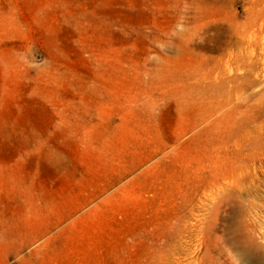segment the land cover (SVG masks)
Segmentation results:
<instances>
[{
    "label": "rangeland",
    "instance_id": "1",
    "mask_svg": "<svg viewBox=\"0 0 264 264\" xmlns=\"http://www.w3.org/2000/svg\"><path fill=\"white\" fill-rule=\"evenodd\" d=\"M0 264H264V0H0Z\"/></svg>",
    "mask_w": 264,
    "mask_h": 264
}]
</instances>
